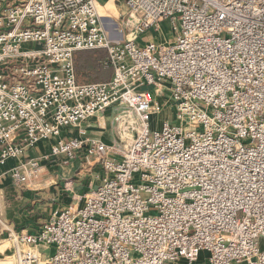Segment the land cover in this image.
Masks as SVG:
<instances>
[{
    "label": "built area",
    "instance_id": "built-area-1",
    "mask_svg": "<svg viewBox=\"0 0 264 264\" xmlns=\"http://www.w3.org/2000/svg\"><path fill=\"white\" fill-rule=\"evenodd\" d=\"M109 2L129 37L106 29ZM163 21L171 42L139 43ZM97 49L111 78L78 82L76 54ZM114 107L124 149L83 126ZM43 141L6 171L16 185L80 152L102 177L14 233V264H264V0L1 3L0 174Z\"/></svg>",
    "mask_w": 264,
    "mask_h": 264
},
{
    "label": "crops",
    "instance_id": "crops-1",
    "mask_svg": "<svg viewBox=\"0 0 264 264\" xmlns=\"http://www.w3.org/2000/svg\"><path fill=\"white\" fill-rule=\"evenodd\" d=\"M112 5L114 6L113 10ZM106 9L110 12L115 11V13H112L116 17L121 6L109 2ZM103 10V8L100 9L102 16L105 13ZM108 17L109 15L107 14ZM111 18H109V22L112 29H115L114 19ZM130 35L131 33L129 32L126 36L119 33H115L112 36L127 38ZM172 40L173 33L168 21H163L159 30L150 29L138 38L139 43L148 41L171 42ZM116 110L115 107L109 108L104 113L88 119L83 126L88 129L89 135L98 137L106 143H112L108 133L111 130V116L113 115L114 117L116 115ZM108 114L111 115L108 116ZM66 132L68 136L79 135L78 130L73 128L66 130ZM51 143V141H43L35 149L31 150L28 155L19 159L9 160L3 167L4 171L0 174V264H14L15 262V248L12 239L14 233H20L24 230L28 232L37 231L57 210V204L53 202H56L59 188L49 185L53 181L52 176L58 172L59 168H65V173L69 175L79 164L82 165V158L79 161H72L69 165H60L42 160L41 173L36 179L29 181L23 186L16 185L6 171L29 157H40L48 151ZM82 166L84 167L85 165ZM98 171L101 174L100 177H102V169H98ZM41 184H44V186L42 187ZM37 250L43 258H48L53 252L52 247L39 246Z\"/></svg>",
    "mask_w": 264,
    "mask_h": 264
},
{
    "label": "rangeland",
    "instance_id": "rangeland-1",
    "mask_svg": "<svg viewBox=\"0 0 264 264\" xmlns=\"http://www.w3.org/2000/svg\"><path fill=\"white\" fill-rule=\"evenodd\" d=\"M16 1H23V0H0V9H1V3L11 4V3H15ZM113 9H114V6L112 5V10ZM103 11L105 13L103 14L102 17H104V23H105L106 29L108 30V32H110L111 35H114L117 32L115 29H112L111 23L109 22L107 18V14L114 19V21L118 24L119 28H122L120 25L121 23L119 22L120 19L119 18H118L119 20L116 19L117 15L116 17L113 16V13H115V11H112L113 12L112 13L105 8ZM130 30H131L130 27L124 26V31H123L124 35L126 36V34L130 32ZM118 111L116 110V113ZM109 115L111 114H108V116ZM115 116L116 115H114V117L113 115L111 116L112 118L111 128H110L111 130L108 134L111 137L112 142L113 141L116 142L117 147L124 149L131 144L132 140L135 138L136 132L129 131V133H127L126 135H119V134L117 135L119 125L117 124ZM117 136H119L118 139L115 138ZM109 144H112V143H109ZM82 156H83V153L80 152L78 154V161ZM81 164L85 166L83 167L82 165L79 164V166H77L75 170H73L69 175L68 173H65V168H59L58 172L52 176L53 181L49 185L50 186L54 185L55 187L59 188V192L56 197V202H53L57 204V209L63 206L75 204L76 202L74 198L75 194H78V195L84 194L99 184L100 179H101L100 177L101 174L98 171V169H101L100 164L98 163L86 164L85 162L83 163L81 162ZM41 185L42 187L44 186V184H41Z\"/></svg>",
    "mask_w": 264,
    "mask_h": 264
},
{
    "label": "trees",
    "instance_id": "trees-1",
    "mask_svg": "<svg viewBox=\"0 0 264 264\" xmlns=\"http://www.w3.org/2000/svg\"><path fill=\"white\" fill-rule=\"evenodd\" d=\"M105 49L80 51L75 56L77 80L80 83L109 80L112 69L105 66Z\"/></svg>",
    "mask_w": 264,
    "mask_h": 264
}]
</instances>
